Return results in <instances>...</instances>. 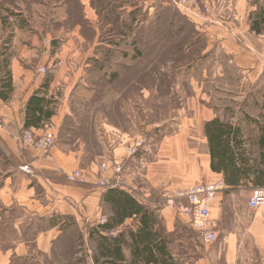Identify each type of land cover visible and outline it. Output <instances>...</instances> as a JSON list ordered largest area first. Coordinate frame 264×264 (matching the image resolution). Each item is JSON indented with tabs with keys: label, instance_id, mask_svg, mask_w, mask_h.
I'll return each instance as SVG.
<instances>
[{
	"label": "crops",
	"instance_id": "1",
	"mask_svg": "<svg viewBox=\"0 0 264 264\" xmlns=\"http://www.w3.org/2000/svg\"><path fill=\"white\" fill-rule=\"evenodd\" d=\"M46 1L40 0L39 4L36 0H0V57L9 60L14 88L10 98H0V264H80L83 248L85 263L97 264L98 243L87 248L89 241L86 240L81 246L80 233L89 239L90 228L99 223L102 215L110 214L102 203L107 188L101 187L98 181L104 173L103 163L108 167L105 174H111L114 158L124 159L126 187L122 189L152 208L157 218L156 230L173 235L179 221L176 212L166 207L165 194L197 182L224 181L223 173L211 169L204 132V123L217 116L241 127L246 141L244 148L253 147L254 157L261 161L264 97L262 101L257 100L262 113L253 114L243 108L232 117L222 113L227 105L224 108L221 105L226 101L215 99L218 102L210 104L208 100L202 103L206 98H201L202 102L189 98V108L178 112V128L164 134L153 160L149 161L148 147L134 156H126L131 133L117 118L120 110V115L131 121L126 110L116 106V112L84 114L80 109V104L86 102L81 93L86 90L89 77L101 72V68H85L88 64L82 62L96 57L95 48L102 33L99 13L90 0H78L82 5L81 21L72 24L68 23L71 14L67 11V1L62 0L58 5ZM262 3L264 0H201L199 6L183 11L169 0H141L134 6L123 3L119 10L130 12L140 8L135 25L141 29L153 19L159 22L164 9L177 11L194 31L192 43L185 51L195 49L199 38L204 40V47L197 54L202 59L191 68L211 65L219 69L215 76L220 77L226 74L225 68H235L240 76L237 101L245 105L251 100L248 95L264 78ZM39 5L51 10L55 7L61 16L57 18L49 13L37 22ZM254 25L259 29H254ZM87 27L92 30V37L86 35ZM71 59L78 60L79 68L70 67ZM40 67H45L46 73H41ZM47 80L50 85L46 96L52 101L50 107L55 109V114L44 127L36 130H43L48 124L55 127L57 141L49 154L26 148L21 142L29 99ZM127 84V87H139L140 99L144 97L147 102V85L136 80ZM89 102L93 106L96 100ZM141 105L140 112L134 111V120L139 126L148 127ZM98 121H102L106 131L114 130L111 132L114 137L122 133V143L113 145L110 134L102 136ZM26 164L31 166L32 173L21 169ZM78 169L87 174L85 185L72 183L66 177ZM257 187L264 186L246 180L244 185L225 193L229 188L225 184L218 195L217 217L219 225L222 224L218 228V233H222L219 243L226 250L224 259L228 264L236 263L239 251L250 246L259 252L264 264V207H248V197ZM236 194L240 195L236 196L240 201L231 204L230 199ZM138 224L137 218L130 217L120 227L127 232L129 228L136 230ZM126 237L124 263L130 264L132 246ZM173 243V240L168 243L170 250ZM171 253L178 261L179 255L173 249ZM196 264H211V260L204 256Z\"/></svg>",
	"mask_w": 264,
	"mask_h": 264
},
{
	"label": "rangeland",
	"instance_id": "2",
	"mask_svg": "<svg viewBox=\"0 0 264 264\" xmlns=\"http://www.w3.org/2000/svg\"><path fill=\"white\" fill-rule=\"evenodd\" d=\"M36 1L40 4V0ZM61 1L47 0L46 3L52 2V4L58 5ZM65 1L70 3L67 11L70 10L71 22L68 23L73 24L79 21V16L82 14V5L78 6L76 0ZM140 2L141 0L128 2L125 0H90L91 6L101 11V14H98L100 15V22H102V33L99 40L101 44L98 41L95 48L96 57L83 59L82 62L88 64L87 67L84 66L85 68H101V72L89 77V84L86 90L81 93V96H83L81 98L86 101L85 104H80L82 113L86 114L92 111L112 113L116 112V106L118 108L120 106L124 111L126 110L131 121H126L125 117L120 115V110H118V122L122 124L127 132L131 133V135H128L129 139L141 137L146 141L149 148V161L154 159L156 147L164 134L173 132L176 126L178 128V125H176L180 118L178 112L189 108L187 104L189 98L195 97L200 102H202L201 98H206L202 103H208L209 101L210 104L214 103L215 99L226 101L221 105L223 108L224 105H227L222 112L226 117L236 115L238 110L242 112L243 108L253 114L262 113L261 104L257 100L262 101L264 97V78H262L257 88L248 95V98L251 99L247 102L248 104L243 105V101H237L239 100L237 86L240 76L235 68H225L226 74L223 77L215 76L219 69L211 65L210 68H191L192 64L202 59L197 54L204 47V40L199 38L195 49L189 52L185 51L192 43L191 38L194 31L192 25L184 17H181L178 12L173 10L163 16L164 23L153 19L143 29L135 25L132 17H128L125 20L126 26H123L119 16L122 17L123 13L127 12L117 8L123 3L134 6L140 4ZM262 7H264V3H262ZM54 8L51 10L39 5L36 10L37 22H41L49 13L59 18L61 13L58 15L57 13L60 11H55ZM178 9L188 11L184 8ZM140 10L138 8L137 17L140 15ZM115 23L120 25L117 26ZM108 29L112 34L107 31ZM92 34V30L87 27L86 35L92 37ZM113 34L115 35L113 36ZM70 62H72L71 68H79L78 60L71 59ZM130 80L142 81L145 86L147 85V102L144 101V97L142 98L143 101L140 99L139 87H127ZM209 95H212L211 100H209ZM91 99L96 100L93 106L89 102ZM140 104H142L143 114L146 116L143 117V120H147L148 127L139 126L134 120V111L140 112ZM218 109H221V107H218ZM101 122L98 121V126H101L102 136L108 137L110 134V141L115 145V137L111 134L114 130H111V132L106 131ZM119 135L123 137L122 133H118ZM248 150L255 154L253 147ZM236 196L240 197L236 194L230 199L231 204L240 201ZM106 211H108V208ZM217 212L218 210L215 208L213 210L214 217ZM108 213L111 214L110 211ZM176 215L179 221L178 230L173 235L166 234L165 236L169 238L168 243L174 241L171 244V246H174L171 250L173 249L179 255L177 264H196V261L204 256L210 258L211 264H228L224 259L226 250L219 243L222 233H218V239L214 243H206L200 233L192 229L185 218ZM221 226L222 224L219 225L218 221V228H221ZM121 232H126V230L117 227L111 231V234L118 235ZM86 240L89 241L86 245L87 248L89 246L93 248L97 241L92 240L90 237L86 239L85 235L80 233L81 246ZM239 253L240 257L234 264H263L259 252L253 246L244 250L241 249ZM85 255V249H80V264H86V261H84Z\"/></svg>",
	"mask_w": 264,
	"mask_h": 264
},
{
	"label": "trees",
	"instance_id": "3",
	"mask_svg": "<svg viewBox=\"0 0 264 264\" xmlns=\"http://www.w3.org/2000/svg\"><path fill=\"white\" fill-rule=\"evenodd\" d=\"M76 2L79 6V1L76 0ZM67 3L69 6L70 3ZM121 7L122 5L117 9ZM97 11L101 14L99 9ZM170 11L173 10L164 9L159 21L164 23L163 16H166ZM137 12L138 10H133L123 13L122 17L119 16L123 26H126L125 20L128 17H132L136 23ZM80 17L81 15L79 21ZM172 23L174 24V22ZM115 25L120 24L115 23ZM253 27L259 29L257 25ZM107 31L112 34L110 29ZM0 78V98L7 100L11 97L14 88L9 70V60L6 57L3 59L0 57ZM49 85L50 82L47 80L29 99L25 129H40L55 114V109L50 107L52 101L48 100L46 96ZM204 132L211 155V169L214 172L223 173L225 184L229 187L224 191L225 193H230L231 189L235 190L244 185L246 180L253 182L256 186H264V152L261 153L259 162L251 151L244 148L246 141L240 126L217 116L204 123ZM261 142L264 144V136L261 137ZM81 185L85 184L81 183ZM102 203L111 214L107 216L105 224L90 228V238L97 240L98 243V252L95 257L97 264H125L124 245L127 242V235L132 246L133 259L130 264H177V260L173 259L171 250L168 248V237L162 233L161 229H155L157 218L151 207L139 202L131 193L117 187L107 188L102 196ZM130 217L139 220L136 230L129 228L128 233L121 232L117 236L111 234L114 228L120 227Z\"/></svg>",
	"mask_w": 264,
	"mask_h": 264
},
{
	"label": "built area",
	"instance_id": "4",
	"mask_svg": "<svg viewBox=\"0 0 264 264\" xmlns=\"http://www.w3.org/2000/svg\"><path fill=\"white\" fill-rule=\"evenodd\" d=\"M170 3L178 8L190 10L192 7L199 6L201 0H169ZM209 10V9H207ZM41 73H46L45 67H40ZM122 136H116L114 143H122ZM57 132L54 126L47 125L43 130L34 128L25 129L21 136L24 147L40 150L49 154L56 145ZM147 149L146 141L141 137H133L127 141L126 156L136 155L140 150ZM124 159L114 158L111 164V174L106 163L102 164L103 175L99 177V185L104 188L117 187L125 188L124 180ZM24 172L32 173L30 165L21 167ZM68 181L72 183H86L87 174L81 170H75L66 174ZM225 188L223 180L213 182H197L185 189L165 194V205L167 208L176 212L187 220L192 229L200 233L206 243H214L218 239V217H214L213 210L216 208L218 194ZM248 207L257 209L264 207V187L254 188L248 197ZM107 216H101L99 225L107 222Z\"/></svg>",
	"mask_w": 264,
	"mask_h": 264
}]
</instances>
